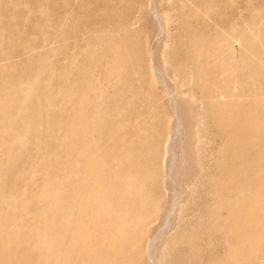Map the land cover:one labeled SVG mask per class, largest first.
<instances>
[{"label":"rangeland","instance_id":"obj_1","mask_svg":"<svg viewBox=\"0 0 264 264\" xmlns=\"http://www.w3.org/2000/svg\"><path fill=\"white\" fill-rule=\"evenodd\" d=\"M251 25L264 27V0H0V98L35 85L14 124L31 122L25 143L0 113V188L23 198V220L40 208L27 203L38 188L61 200L84 189L69 175L87 140L83 160L102 156L115 187L128 171L139 176L138 195L95 229L94 240L113 244L114 224L130 207L138 212L137 230L103 251L110 262L264 264V56L235 40L249 38ZM73 116L90 127L78 144L65 125ZM24 253L14 251L15 263L36 262Z\"/></svg>","mask_w":264,"mask_h":264},{"label":"bare ground","instance_id":"obj_2","mask_svg":"<svg viewBox=\"0 0 264 264\" xmlns=\"http://www.w3.org/2000/svg\"><path fill=\"white\" fill-rule=\"evenodd\" d=\"M252 26H254V27H252ZM249 31H250V35L248 36L249 38H244V37L240 36V37H237L235 40L240 41L241 48H244L246 45H249V44L252 45L254 48L255 57H256V55L257 56H264V27L258 29L255 25H251L249 27ZM235 40H233V41H235ZM201 48H202V46H201ZM233 48H234V46H233ZM245 50H246V48H245ZM206 51H207V53H210V55H211V56H207V58H217L220 55V53L216 50H214V51L206 50ZM233 52H235V50H233ZM200 54H202V52H196L195 55H197V57H198ZM261 76H264V70L261 72ZM71 78H72V76H71ZM215 81H216V79H215ZM222 84H223V82H222ZM49 89L51 90V88H49ZM49 89H48V91H49ZM212 90H215V89H212ZM207 91H209V90L207 89ZM34 92H35L34 82L30 81V82H25L19 86V91L17 92L16 100H14L15 97L9 98L7 100L6 99L3 100L2 98H0V103H1L0 113H3V118L1 121H2V123H5L6 130L12 134V137L17 144L25 143V140L27 139V134L29 133V129L31 127V122H26L23 130L15 131V125L14 124H15L17 118L19 117V115L21 113L20 104L22 102H25L28 99H30L33 96ZM215 97H217V96L215 95ZM20 101H22V102H20ZM83 102H84V100H82V104H83ZM68 103L70 105L74 103L73 94L68 95ZM217 103H215V104L219 105ZM220 105H222V104H220ZM211 106H213V105H211ZM211 108H213V110L216 109V107H211ZM218 108H221V107L219 106ZM199 110H201V109H199ZM261 110L264 112V106L261 108ZM79 111L80 110H78V112ZM222 112H225V111H222ZM212 113H214V112H212ZM220 113H221V111H220ZM74 116L68 122V124H65V125L67 127L69 136L73 139L74 144L75 143L78 144L82 140L86 139L88 133L90 132V127L88 126L89 124H88V122H86V120H83L81 118H77ZM79 116L81 117L82 115H79ZM200 116H202L201 113L199 115V119H200ZM196 117H198V115ZM199 121L200 120H198V122ZM201 122H203V120H201ZM224 122H225V119H224ZM227 122H229V121H227ZM98 123H99V121H98ZM199 126H200V124H199ZM263 126H264V124H263ZM198 129H196L197 131L195 130L196 133L198 132ZM13 131H15L14 134L12 133ZM176 131H177V129H176ZM250 133H251V131H250ZM252 133H251V135H252ZM257 133H259V132L257 131ZM197 134H196V136H197ZM198 136H199V134H198ZM197 139H198V137H197ZM261 140L263 141L262 143H264L263 138ZM261 140H260V143H261ZM85 141H87V140H85ZM85 141L83 144V150H80L81 147H79L80 151H78V153H79L78 156H81V157H79L80 159H79V161H77L75 169H73V171L69 175L70 177L75 179L77 181V183H80L81 185H83L84 189L74 192L72 194V196H70V197L68 194L69 198L67 197V199L61 200L62 198L59 199V198L52 197V195L50 193L51 188H47V187L38 188V190L36 192V196H33L34 198L29 197L30 200L28 199L27 203L36 202L40 205L39 206L40 208H39V210H37L36 214L34 213L33 216L29 217V219L27 221H25V220H23L24 219L23 216L19 214L20 210L18 208L19 205L22 203L21 200L23 201V198L20 195L8 193L5 191V189L0 188V243L3 245V246H0V264H30V262H32V260H33V257H32V260H30V258H24V259L20 260L19 262L15 263L14 258H13L14 257L13 256L14 251L16 249L20 250L22 248L25 250V253H26V254L24 253L25 256L26 255H31V256L35 255L37 257L36 262L34 264H114V260H111V262H110L108 258L102 256V253L104 251L108 255L111 250H115L116 248L121 247L124 243V240L127 239L130 235H132V233H134L137 230L138 222L140 220L139 217H136V214L138 212L136 210H134L132 213L131 207H130L128 210L126 209L127 211H125V213L123 214V217H121L122 219L119 222V224H116V225L114 224V226L117 228V229L116 228L115 229H116L119 237L117 236V237L112 238L111 241H113V244H110L109 242H108V244H106L103 241L97 240V239L94 240V238L96 236H93V235H94V232L97 235L95 229L100 228V229L104 230L103 227L107 226L106 225L107 222L109 223V225L112 223L111 218H112V216L117 215V211H118L117 207L122 202L127 203V201H126L127 199L129 200L130 198L136 196L137 191L139 189V185H140L139 176L134 174V173L129 172L128 171L129 169L127 168L128 172L125 175H121V177H120V186L115 187V185H114L115 183L113 184L110 182V180L105 179V177H106L105 175L107 173L110 176L111 168H110L109 164H107L106 162L104 163V160H102V156L99 158L98 157H94V158L86 157L83 160L82 156H84L83 154L85 151V144H86ZM197 141L200 142V139H198ZM248 141H249V138H248ZM37 150H38V148H37ZM240 150H239V152H240ZM243 151H241V152H243ZM122 155H121V157H122ZM34 156H36V155H34ZM128 156H129V154H128ZM242 156H243V154H242ZM124 158H126V157H124ZM36 159H37V157H36ZM118 160H121V159H118ZM216 162H218V161H216ZM247 162L248 161H245V163H247ZM259 162L260 161H258V165H260ZM223 164H224V162H223ZM256 165H257V163H256ZM231 169H233V168H231ZM114 172H116V171H114ZM230 172L232 173V171H230ZM117 173H116V176H117ZM226 173L229 174V172H227V171H226ZM233 175H234V173H233ZM113 176H115V175H113ZM225 176H226V174H225ZM227 177H228V175H227ZM230 177H231V175H230ZM30 180H31V178H30ZM228 182H229V180H228ZM228 182H226V183H228ZM224 184L225 183H223V185ZM226 185H229V184H226ZM220 186H219V189L221 190ZM214 187H216V186H214ZM139 190H141V189H139ZM235 190H237V188ZM256 190H257V188H256ZM215 192H217V191H215ZM217 194H220V193L217 192ZM217 194L215 193V195H217ZM213 197H214V195H213ZM229 199H231V198H229ZM229 199L227 198V200H229ZM236 199H237V197H236ZM219 200H221V199L219 198ZM219 202L222 203V202H224V200L223 201L221 200ZM221 203H220V205H221ZM143 205H141V206H143ZM235 205L236 204H234V208H236ZM141 206L139 204V208H141ZM231 207H233V206H231ZM132 208H133V206H132ZM135 209H137V206ZM218 209L220 210V208H218ZM135 211L137 212L136 214L134 213ZM237 216H238V213H237ZM242 219H243V217H242ZM117 220H115L116 221L115 223H118ZM225 221L226 222L223 224L222 230L227 232L233 226L228 227L227 226L228 221L227 220H225ZM261 223H262V221H261ZM184 230L185 229H183V231ZM214 231H216V229H214ZM263 233H264V231H263ZM185 234H186V231H185ZM185 234H184V236H185ZM187 236H189V234ZM251 237L255 238L257 241L261 239V237L259 236V233L256 234L255 236L251 235ZM173 238H176V237H171L172 240H174ZM228 241H226V242L228 243V246L230 248V252L232 253L235 251V246L232 245L231 243H229ZM170 243H171V247H172V242H170ZM164 244L168 245L169 243L167 242ZM162 247L164 248V246H162ZM166 247H169V246H166ZM252 248H255V247H251V249ZM172 249H175V247ZM172 249L170 248V251ZM255 249L256 250L258 249L257 254H259L260 249L257 247ZM147 253L149 255V251ZM247 253L248 252L246 251V254ZM127 254H129V252ZM137 254H139V253H137ZM152 254H153V252H152ZM152 254L150 252L151 262H152V256H151ZM237 255H238V253H237ZM263 255H264V253H263ZM160 257H161V255H160ZM233 257H235V255ZM251 257H253V255ZM259 257L261 259V257H263L262 254H260ZM154 258H155V256H154ZM242 258L243 257H241V260H242ZM249 258H250V256H249ZM236 259L234 261L235 263L237 262ZM157 260H159V259H157ZM239 261L240 260H238V263H239ZM153 262L155 263V260ZM163 262L164 261L162 260L160 264H162ZM225 264H226V262H225ZM259 264H261V263H259ZM262 264H263V262H262Z\"/></svg>","mask_w":264,"mask_h":264}]
</instances>
